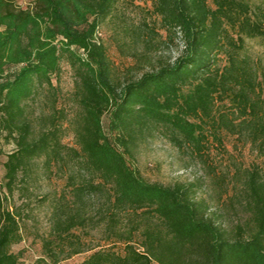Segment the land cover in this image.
I'll list each match as a JSON object with an SVG mask.
<instances>
[{"label": "trees", "instance_id": "1", "mask_svg": "<svg viewBox=\"0 0 264 264\" xmlns=\"http://www.w3.org/2000/svg\"><path fill=\"white\" fill-rule=\"evenodd\" d=\"M117 1L33 0L23 8L15 0H0V136L16 143L5 162L9 195L35 158L47 155L50 163L63 157L57 129L32 138L26 102L38 85L52 84L67 55L77 71L82 108L75 121L78 148L67 149L79 172L87 174L81 180L71 174L78 201L74 211L56 208L51 237L44 242L46 255L54 263L92 250L79 264H264V178L259 169L251 173L244 194L252 231L245 234L239 226L233 237L207 215L205 202L195 199V184L150 182L128 158L132 146L155 126L170 129L180 145L198 148L209 125L218 141L226 128L244 133L264 153L261 69L242 52L246 37L264 40V2L159 0L155 10L167 28L180 30L183 53L119 84L99 38ZM224 52L227 62L221 66ZM218 98L230 100L233 116L215 115ZM98 194L105 196L98 210L101 222L125 243L122 252L84 247L78 229L93 220L87 198ZM9 198L0 187V264H20L11 247L22 239V214L9 205ZM124 213L131 215L130 221L139 215L144 221L119 229ZM151 218L158 224H151ZM138 231L143 251L134 244Z\"/></svg>", "mask_w": 264, "mask_h": 264}, {"label": "rangeland", "instance_id": "2", "mask_svg": "<svg viewBox=\"0 0 264 264\" xmlns=\"http://www.w3.org/2000/svg\"><path fill=\"white\" fill-rule=\"evenodd\" d=\"M158 1L118 0L101 26L99 38L107 46L116 83H125L155 66L172 63L183 53L184 43L180 30L171 31L164 25L162 16L155 10ZM248 1L252 5L264 2ZM15 2L23 8L33 4V0ZM234 37L237 38L235 33ZM242 52L254 58L261 69L264 90V40L246 37ZM219 58V64L225 65L226 53H221ZM77 80L76 68L69 57L64 55L61 72L52 77V84L38 85L34 96L26 102L27 115L32 124V138L57 129L65 149L62 147L63 157L52 158L50 163L47 162V155L35 158L29 171L26 174L20 173L13 195H9L6 186L5 162L16 143L13 139L8 141L0 136V187L10 197L9 205L22 214V239L11 247L13 252L20 255V264H79L92 252L87 250L54 263L44 248L45 239L51 237L54 227L56 208L70 212L76 207L77 199L70 185L71 174H75L78 180L87 174L79 172V163L70 160L67 149L78 148L75 121L81 116L82 108L78 102ZM221 112L233 116L228 98L217 99L215 115L220 116ZM104 125L107 132H110L108 116L104 118ZM206 135L201 148L191 143L180 145L170 129L155 126L132 146L133 155H128V158L150 182L168 186L195 184V199L205 202L208 216L214 217L233 237H236L239 226H243L245 234H249L252 231L249 224L252 215L244 199L245 188L251 173L256 169L260 170L264 178V153L249 142L244 133L225 128L220 131L222 141H218L209 125ZM87 202V212L94 217L87 226L78 229L84 247L122 252L125 243L119 241V237L110 235L106 223L101 222L98 210L103 206L105 196L98 194L87 198ZM120 217L119 229L122 230L144 221L140 215L132 217L133 221H130L131 215L128 213ZM149 222L155 225L159 220L151 218ZM140 232L135 233L134 244L139 251H143Z\"/></svg>", "mask_w": 264, "mask_h": 264}]
</instances>
